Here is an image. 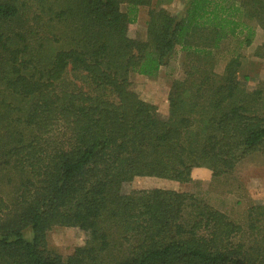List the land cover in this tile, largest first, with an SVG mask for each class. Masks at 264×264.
<instances>
[{
  "label": "trees",
  "instance_id": "trees-1",
  "mask_svg": "<svg viewBox=\"0 0 264 264\" xmlns=\"http://www.w3.org/2000/svg\"><path fill=\"white\" fill-rule=\"evenodd\" d=\"M173 1L0 0V264H264V204L241 223L188 192L123 191L264 157V80L250 89L240 56L215 71L225 41L264 31V0H189L182 16ZM140 7L144 38L129 34ZM177 48L162 118L130 76ZM57 228L86 236L66 259L48 247Z\"/></svg>",
  "mask_w": 264,
  "mask_h": 264
},
{
  "label": "rangeland",
  "instance_id": "rangeland-1",
  "mask_svg": "<svg viewBox=\"0 0 264 264\" xmlns=\"http://www.w3.org/2000/svg\"><path fill=\"white\" fill-rule=\"evenodd\" d=\"M189 0H174L164 6L170 12L182 16ZM126 9L125 6L122 7ZM143 16L148 20V8ZM145 22L140 21L131 25L129 34L144 38L146 35ZM254 42L251 46L243 44V35L230 38L216 51V67L218 74H223L228 62L234 57H241L242 75H248V87L254 89L264 80V58L257 55V48L264 41V31L254 24ZM183 53L177 48L169 63L162 67L154 77L131 74L132 89L146 102L155 105L162 118L168 116V96L175 79L183 76ZM241 78H243L241 76ZM161 188L194 194L199 199L209 203L214 208L226 213L238 222H245L248 209L256 204H264V157L261 154H251L245 157L228 175L213 179L211 172L198 169L193 174L189 184L144 177L136 178L123 187L125 193L135 189ZM26 239L31 238L30 228L24 230ZM48 247L66 259L74 249L85 243V234L76 228H57L48 234Z\"/></svg>",
  "mask_w": 264,
  "mask_h": 264
},
{
  "label": "crops",
  "instance_id": "crops-1",
  "mask_svg": "<svg viewBox=\"0 0 264 264\" xmlns=\"http://www.w3.org/2000/svg\"><path fill=\"white\" fill-rule=\"evenodd\" d=\"M147 7H140L139 9V15H138V22L142 21L145 22L144 24H147V19L143 16V12L145 11L144 9H146ZM149 10V8H148ZM145 101V100H144ZM197 171V170H196ZM195 173V172H194Z\"/></svg>",
  "mask_w": 264,
  "mask_h": 264
}]
</instances>
